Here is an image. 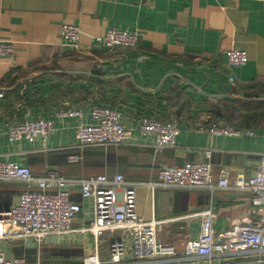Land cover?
Here are the masks:
<instances>
[{"label": "crops", "instance_id": "0c3cea01", "mask_svg": "<svg viewBox=\"0 0 264 264\" xmlns=\"http://www.w3.org/2000/svg\"><path fill=\"white\" fill-rule=\"evenodd\" d=\"M65 24L80 28L77 45L64 42ZM113 29L137 33L138 50L125 53L97 42ZM0 42L15 50L12 57L0 58V162L30 167L37 177L53 170L71 179L122 175L136 191L138 216L158 222V242L174 248L170 264H209L184 259L187 242L200 237L198 214L212 210L217 233L257 219L259 210L248 192L156 184L163 168L206 162L207 151L212 152L215 181L223 171L230 179L256 174L264 154V122L242 123L237 119L244 113L235 108L264 102V1L0 0ZM232 48L246 50L249 62L229 65L226 54ZM96 107L118 110L134 141L81 146L76 130L91 123ZM67 109H81L83 118H56ZM36 118L55 123L47 141H9V120ZM144 118L177 120L181 133L176 147L157 151L154 137L139 131ZM233 124L241 135L210 131L214 125ZM72 155L81 156V163L70 164ZM26 189L1 183L0 209L14 206ZM72 199L82 211L71 234L51 236L40 247L31 240L0 243V252L24 257L29 264H81L94 249L93 237L83 231L93 220V204L82 199L79 189L72 190ZM115 240L127 246L119 264H145L122 232L101 239L104 264H112ZM31 243L32 257L27 250Z\"/></svg>", "mask_w": 264, "mask_h": 264}, {"label": "built area", "instance_id": "2783aa9c", "mask_svg": "<svg viewBox=\"0 0 264 264\" xmlns=\"http://www.w3.org/2000/svg\"><path fill=\"white\" fill-rule=\"evenodd\" d=\"M80 36L78 26H63L62 38L65 43L77 45ZM139 39L137 33L113 29L97 38V42L110 49L119 48L125 53H133L138 50ZM14 52L13 44L0 42V58H10ZM226 55L231 66H244L249 62L248 52L240 48H232ZM55 116L59 119H82L83 111L67 109L57 112ZM54 128V121L46 118L9 120L5 125L6 134L12 143L35 139L45 142ZM139 131L144 137H154L155 148L160 151L176 147L181 126L177 120L161 122L144 118ZM210 131L218 136L241 135L240 130L231 126L214 125ZM76 138L81 146L89 147L123 146L132 143L135 137L133 131L124 124L118 110L96 107L91 113V123L78 126ZM206 158L207 161L203 163L187 162L179 167L163 168L156 185L186 190L214 191L218 188L245 191L251 195L252 203L259 213L255 221L237 223L222 233L214 230L215 214L212 210L198 214L202 218L200 237L187 242L184 259H206L209 264H264V154L253 177L230 179L228 172L223 171L218 181H215L212 173L211 151L206 152ZM81 161L82 157L78 155L68 157L70 164H79ZM1 183H20L27 189L19 194L14 206L7 210L0 209V243L31 240L40 247L51 236L71 234L72 224L82 211L81 205L72 199V190L79 189L82 199L91 200L93 204V220L83 231L94 240L93 252L81 264H104L99 256L101 239L107 233L116 232L131 238L137 259L143 263L170 264L172 261L170 257L175 253L174 248L158 242V222H145L138 216L136 191L122 175L71 179L53 170L44 177H37L30 167L0 162ZM126 250L125 242L115 240L111 246V263H121ZM0 264L29 263L24 257H7L0 252Z\"/></svg>", "mask_w": 264, "mask_h": 264}, {"label": "trees", "instance_id": "16d2710c", "mask_svg": "<svg viewBox=\"0 0 264 264\" xmlns=\"http://www.w3.org/2000/svg\"><path fill=\"white\" fill-rule=\"evenodd\" d=\"M236 111H242L244 114L240 117L242 123L259 124L264 122V102L261 103H245L235 108Z\"/></svg>", "mask_w": 264, "mask_h": 264}, {"label": "rangeland", "instance_id": "374dc122", "mask_svg": "<svg viewBox=\"0 0 264 264\" xmlns=\"http://www.w3.org/2000/svg\"><path fill=\"white\" fill-rule=\"evenodd\" d=\"M242 116V114H239L238 115V121L240 120V117ZM235 125L236 124H233V125H228V126H231V127H234L235 128ZM7 243H9V244H11L12 242H7ZM14 243V242H13ZM26 243H28V242H26ZM29 248V249H28ZM27 250H29L30 252V257H32V255H33V252H34V248H33V244L31 243V246H30V244H27ZM85 258V257H84ZM84 260V259H83Z\"/></svg>", "mask_w": 264, "mask_h": 264}]
</instances>
